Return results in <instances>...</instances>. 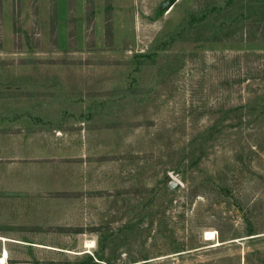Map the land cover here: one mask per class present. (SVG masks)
Listing matches in <instances>:
<instances>
[{
    "label": "rangeland",
    "instance_id": "374dc122",
    "mask_svg": "<svg viewBox=\"0 0 264 264\" xmlns=\"http://www.w3.org/2000/svg\"><path fill=\"white\" fill-rule=\"evenodd\" d=\"M167 1L0 0V264H264V14Z\"/></svg>",
    "mask_w": 264,
    "mask_h": 264
},
{
    "label": "trees",
    "instance_id": "16d2710c",
    "mask_svg": "<svg viewBox=\"0 0 264 264\" xmlns=\"http://www.w3.org/2000/svg\"><path fill=\"white\" fill-rule=\"evenodd\" d=\"M232 1L233 0H228V3H231ZM213 7H214V10H218L211 3L210 4L206 3L202 7H199L195 12L196 15H199V18L198 19L196 18L193 23L191 21L187 22L186 25L181 28L179 35L180 34L187 35L188 33H191V29H196L198 27L199 28L207 27L208 29L212 31L213 36H215L216 34L220 36L219 33L223 32V30H226V28L228 29V27H224V25L229 21L221 20L218 25H215V22L217 21L215 19L211 21V18H210L211 9H213ZM223 10H226V9H223ZM239 10H240L239 12H236V15L235 14L231 15L230 13H226V12L225 13L228 17L232 19H235L242 15L245 17H250L252 15L254 16L259 13L264 14V0H246V2H244V5L242 7H239Z\"/></svg>",
    "mask_w": 264,
    "mask_h": 264
},
{
    "label": "crops",
    "instance_id": "0c3cea01",
    "mask_svg": "<svg viewBox=\"0 0 264 264\" xmlns=\"http://www.w3.org/2000/svg\"><path fill=\"white\" fill-rule=\"evenodd\" d=\"M3 151L0 150V164H24V162H18L16 160H10L8 155H2Z\"/></svg>",
    "mask_w": 264,
    "mask_h": 264
},
{
    "label": "bare ground",
    "instance_id": "6f19581e",
    "mask_svg": "<svg viewBox=\"0 0 264 264\" xmlns=\"http://www.w3.org/2000/svg\"><path fill=\"white\" fill-rule=\"evenodd\" d=\"M213 232L212 231H209V230H207L206 232H205V235L207 236V238H210V237H212L213 236ZM1 239V238H0ZM6 256H7V251H6V249H3V256L1 255L0 256V261L1 262H5V258H6Z\"/></svg>",
    "mask_w": 264,
    "mask_h": 264
},
{
    "label": "water",
    "instance_id": "95a60500",
    "mask_svg": "<svg viewBox=\"0 0 264 264\" xmlns=\"http://www.w3.org/2000/svg\"><path fill=\"white\" fill-rule=\"evenodd\" d=\"M173 1H174V0H168L167 3H166V5H167V6L172 5ZM173 185H174V183L172 182V183H171V186H173Z\"/></svg>",
    "mask_w": 264,
    "mask_h": 264
}]
</instances>
